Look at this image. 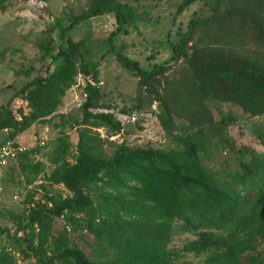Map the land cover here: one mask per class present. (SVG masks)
<instances>
[{
	"label": "trees",
	"instance_id": "16d2710c",
	"mask_svg": "<svg viewBox=\"0 0 264 264\" xmlns=\"http://www.w3.org/2000/svg\"><path fill=\"white\" fill-rule=\"evenodd\" d=\"M11 1L0 0V10ZM195 3L201 6L177 39L168 33L167 61L145 68L117 54L138 80L132 104L120 113L134 116L156 105L152 112L175 146L132 147L111 139L124 125L100 87L101 62L85 58L82 42L67 36L86 20L110 13L117 27L109 41L127 34L139 16L123 0H87V8L61 29L63 43L54 48L50 40L43 63L22 69L27 80L0 102V131L6 133L0 146L37 123L59 129L48 162L37 159V146L13 166L25 184L24 208L13 231L1 227L0 236L8 235L24 261L178 264L183 253H193L205 256L202 264H264V129L255 131L263 150L237 149L236 169L210 165L221 149L236 150L228 131L238 116L223 113L220 104L248 118L264 115V0H182L173 22ZM179 64L187 74L172 78ZM79 76L86 95L80 116L59 113ZM15 101L27 105L14 109ZM68 126L78 131L75 146ZM175 233L191 238L170 247Z\"/></svg>",
	"mask_w": 264,
	"mask_h": 264
},
{
	"label": "rangeland",
	"instance_id": "374dc122",
	"mask_svg": "<svg viewBox=\"0 0 264 264\" xmlns=\"http://www.w3.org/2000/svg\"><path fill=\"white\" fill-rule=\"evenodd\" d=\"M134 6L139 16L132 27L128 28L127 34H119L109 41V37L117 27L113 13L86 20L77 27L67 32V36L82 42V53L85 58L93 62H101V57L106 58L99 64L100 87L106 102L116 106L112 109L116 116L122 121L124 130L111 139L118 143L125 142L132 147H145L152 145L159 148H170L175 146L164 134L156 114V105L152 110L146 109L126 116L120 113L125 105H131L136 95L137 78L123 67L117 54H124L133 60H137L145 68H151L155 64L167 61L171 57L168 44V33L171 31L173 41L177 39L178 29L185 28L191 15L201 6L200 3L193 4L185 10L173 22L177 5L182 0H123ZM87 0H49L40 2L38 0H13L5 11L0 10V102H6L9 97L20 88L27 80L22 69L30 65L40 66L47 43L52 40L56 46L62 44L59 35L71 21L72 16L87 8ZM59 23V24H58ZM113 45L114 51L111 50ZM185 65H176L170 76L180 77L186 75ZM85 79L79 76L77 83L68 91L59 109V113L80 116V106L85 101L84 93ZM27 103L15 101L13 108L17 109ZM223 113L232 111L238 116V122L231 126L228 131L230 139L234 142L236 150L221 149L210 165L214 169L228 167L237 168V149L242 146H250L257 150H263L256 138L255 131L264 129V115L246 117L233 105L219 106ZM27 111V110H26ZM58 118L55 119L57 121ZM183 131L185 126L181 125ZM102 137H106L105 129L97 130ZM70 135L75 146L78 142V131L74 127L65 129ZM59 129L53 126L35 124L23 135L22 144L27 147H36L44 142L37 159L48 162L47 153L49 144L56 139ZM6 133L0 131V142ZM111 152V149H108ZM14 168V167H12ZM7 173V171H6ZM5 189L0 194V228H8L13 231L16 217L23 208L26 196L25 184L19 174V169L14 168L5 174ZM58 189L64 196L71 193L62 186ZM96 198V192L92 193ZM15 195L18 196L15 199ZM59 224H62V222ZM63 225V224H62ZM64 227V226H62ZM85 240L91 241V238ZM77 238L82 246L86 241ZM189 234L175 233L170 247L180 248ZM14 243L7 234L0 236V263L1 264H32L31 260L24 261L17 251L13 250ZM264 250V244L261 246ZM5 258V259H3ZM205 256H195L193 253H183L178 259V264H202Z\"/></svg>",
	"mask_w": 264,
	"mask_h": 264
},
{
	"label": "built area",
	"instance_id": "2783aa9c",
	"mask_svg": "<svg viewBox=\"0 0 264 264\" xmlns=\"http://www.w3.org/2000/svg\"><path fill=\"white\" fill-rule=\"evenodd\" d=\"M44 142H42L38 146H43ZM37 147V146H36ZM35 148V147H32ZM30 147L23 145L15 140L7 141L3 145L0 146V194L4 191V176L6 174L7 168L12 166H20V156L26 152H28ZM18 198L17 195L14 197ZM2 198L0 196V202Z\"/></svg>",
	"mask_w": 264,
	"mask_h": 264
},
{
	"label": "crops",
	"instance_id": "0c3cea01",
	"mask_svg": "<svg viewBox=\"0 0 264 264\" xmlns=\"http://www.w3.org/2000/svg\"><path fill=\"white\" fill-rule=\"evenodd\" d=\"M24 133H26V132H24ZM24 133L22 134V135H20V136H18L16 139H15V141H17V142H19V143H22L23 142V135H24ZM12 165H10L8 168H7V173L9 172V171H11V169H12ZM6 173V174H7ZM5 176H4V182H5ZM2 198V197H1Z\"/></svg>",
	"mask_w": 264,
	"mask_h": 264
},
{
	"label": "water",
	"instance_id": "95a60500",
	"mask_svg": "<svg viewBox=\"0 0 264 264\" xmlns=\"http://www.w3.org/2000/svg\"><path fill=\"white\" fill-rule=\"evenodd\" d=\"M107 54H108V53H106L105 55H103V56L101 57V62L106 58Z\"/></svg>",
	"mask_w": 264,
	"mask_h": 264
}]
</instances>
